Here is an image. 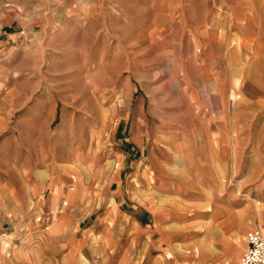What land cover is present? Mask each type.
Masks as SVG:
<instances>
[{
    "label": "crops",
    "instance_id": "obj_1",
    "mask_svg": "<svg viewBox=\"0 0 264 264\" xmlns=\"http://www.w3.org/2000/svg\"><path fill=\"white\" fill-rule=\"evenodd\" d=\"M89 4L86 0L84 5ZM78 5L77 0H0V174L5 175L0 182V213H7L8 219L26 206L48 214L54 208L60 214L81 207L93 197L96 181L108 184L110 190L120 178V171L112 173L110 158L102 154L110 132L109 120L101 123L106 111L98 104L94 110L75 106L71 104L75 96L53 92L55 83L61 82L56 66L63 61L56 40L76 32L67 30V23L94 20L93 14L78 13ZM46 38L53 39V46L44 44ZM47 55L52 61H47ZM197 64L196 83L191 81L193 75L185 79L191 82L192 102L220 99L219 61ZM46 67H54L55 74H47ZM97 75L89 72L86 84L92 85ZM209 80L211 88H204L207 98L202 99L195 85ZM130 86L125 79V97ZM203 107L192 104L162 117L153 110L143 114L137 106L133 125L121 138L127 144L124 148L134 152L129 162L131 181L144 182L148 188L144 192L134 184L132 191H124L153 224L156 239L147 240L161 254L148 264H179L176 256L185 264H239L247 233L259 230L264 237V126L256 130L234 118L223 126L220 117ZM79 109L87 114L85 132L79 130ZM247 149L251 154L244 161ZM130 152H112L111 159L121 161L122 170ZM238 174L240 189H246L241 201L237 190L225 193ZM114 196L125 202L121 186L114 189ZM158 206L168 208L170 216L157 226L153 211ZM122 216L130 218L127 213ZM65 217L69 222L55 225L54 234L71 223ZM130 225L131 237L136 239L142 232L140 223ZM106 230L109 236L107 225L99 236ZM112 245L109 238L91 246L107 251ZM79 252L80 247L74 264H82Z\"/></svg>",
    "mask_w": 264,
    "mask_h": 264
},
{
    "label": "rangeland",
    "instance_id": "obj_2",
    "mask_svg": "<svg viewBox=\"0 0 264 264\" xmlns=\"http://www.w3.org/2000/svg\"><path fill=\"white\" fill-rule=\"evenodd\" d=\"M77 1L78 7L72 8L93 14L94 20L67 23V30L76 32L56 40L55 45L63 52L62 65L56 66L60 71L55 74L54 67H46V72L61 78L53 92L76 97L71 104L84 105L88 110L98 104L106 111L100 121L105 124L106 118L109 120L110 132L102 154L110 158L112 173L120 171V178L110 190L108 184L96 181L91 199L60 214L56 208L48 214L31 206L19 210L14 219L0 213V264H74L79 247L82 264H148L161 254L147 240L150 236L156 239L151 233V219L139 213L124 192L132 191L134 184L148 191L146 183L131 181L129 162L135 158L134 152L124 148L127 144L121 140L133 125L137 106L143 114L153 110L167 117L192 104L195 108L204 105L202 110L220 117L223 126L231 118L256 130L264 126V0H87L89 6L84 5L86 0ZM47 40L44 44L53 46V39ZM48 60L52 61L47 55ZM202 61H219L218 86L222 91L220 99H205L203 104L196 99L192 102L191 82L185 80L190 74L196 83L200 74L197 63ZM91 71L98 75L88 85L86 78ZM125 79L131 83L130 97L122 92ZM210 84L211 80L195 85L202 99L207 98L204 88H211ZM86 115L79 109L81 132H85ZM121 150L131 154L122 170L121 161L111 159L112 152ZM250 154L247 149L242 160ZM4 176L0 174V182ZM240 180V174L233 177L225 192L237 190L239 201L246 193L240 189ZM118 186L125 202L114 196ZM8 203L14 207L10 200ZM167 209L158 206L153 211L157 226L170 216ZM123 213L130 218L124 219ZM65 216L71 223L54 234L58 231L55 225L69 222ZM135 221L142 232L133 239L130 223ZM105 225L110 227V235L106 230L99 236ZM109 238L113 245L107 251L91 246ZM176 261L185 264L178 256Z\"/></svg>",
    "mask_w": 264,
    "mask_h": 264
},
{
    "label": "built area",
    "instance_id": "obj_3",
    "mask_svg": "<svg viewBox=\"0 0 264 264\" xmlns=\"http://www.w3.org/2000/svg\"><path fill=\"white\" fill-rule=\"evenodd\" d=\"M247 248L239 264H264V237L259 230H252L246 235Z\"/></svg>",
    "mask_w": 264,
    "mask_h": 264
},
{
    "label": "bare ground",
    "instance_id": "obj_4",
    "mask_svg": "<svg viewBox=\"0 0 264 264\" xmlns=\"http://www.w3.org/2000/svg\"><path fill=\"white\" fill-rule=\"evenodd\" d=\"M47 183V182H46Z\"/></svg>",
    "mask_w": 264,
    "mask_h": 264
}]
</instances>
